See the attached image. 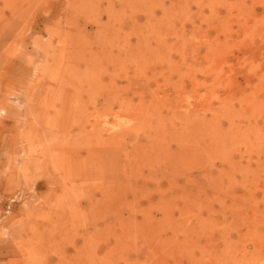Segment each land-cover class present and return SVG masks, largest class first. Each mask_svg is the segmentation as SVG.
Listing matches in <instances>:
<instances>
[{"label": "rangeland", "instance_id": "374dc122", "mask_svg": "<svg viewBox=\"0 0 264 264\" xmlns=\"http://www.w3.org/2000/svg\"><path fill=\"white\" fill-rule=\"evenodd\" d=\"M0 264H264V0H0Z\"/></svg>", "mask_w": 264, "mask_h": 264}, {"label": "bare ground", "instance_id": "6f19581e", "mask_svg": "<svg viewBox=\"0 0 264 264\" xmlns=\"http://www.w3.org/2000/svg\"><path fill=\"white\" fill-rule=\"evenodd\" d=\"M12 40V39H11ZM3 51V50H2ZM93 59V58H92ZM106 69V68H105ZM92 70V69H91ZM107 71V70H106ZM86 72V71H85ZM108 72V71H107ZM87 76H85V78H86ZM107 77V76H106ZM86 79H88V78H86ZM102 79V78H101ZM102 81V80H101ZM87 82V81H86ZM88 83V82H87ZM176 136V135H175ZM226 157V156H225ZM228 157V156H227ZM222 158H224V157H222ZM231 159V158H230ZM222 160H224V159H222ZM229 160V159H228ZM179 165V164H178ZM206 174V173H205ZM129 227V226H128Z\"/></svg>", "mask_w": 264, "mask_h": 264}]
</instances>
